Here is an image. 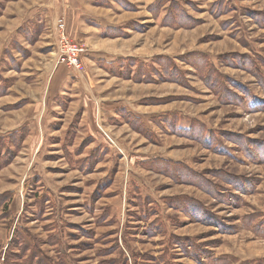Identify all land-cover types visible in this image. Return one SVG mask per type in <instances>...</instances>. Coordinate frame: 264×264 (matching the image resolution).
I'll return each instance as SVG.
<instances>
[{
  "label": "rangeland",
  "instance_id": "374dc122",
  "mask_svg": "<svg viewBox=\"0 0 264 264\" xmlns=\"http://www.w3.org/2000/svg\"><path fill=\"white\" fill-rule=\"evenodd\" d=\"M23 245L264 264V0H0V264Z\"/></svg>",
  "mask_w": 264,
  "mask_h": 264
},
{
  "label": "built area",
  "instance_id": "2783aa9c",
  "mask_svg": "<svg viewBox=\"0 0 264 264\" xmlns=\"http://www.w3.org/2000/svg\"><path fill=\"white\" fill-rule=\"evenodd\" d=\"M63 25H59V38L55 52V64L69 71H78L81 66L80 55L84 50L71 43L64 35Z\"/></svg>",
  "mask_w": 264,
  "mask_h": 264
},
{
  "label": "trees",
  "instance_id": "16d2710c",
  "mask_svg": "<svg viewBox=\"0 0 264 264\" xmlns=\"http://www.w3.org/2000/svg\"><path fill=\"white\" fill-rule=\"evenodd\" d=\"M19 230L20 229H14V239H18V241L19 242H17V245L19 244L20 245V243H22V241H21V238H20V232H19ZM19 246H17V248H18ZM28 249H32L33 251H34V254H33V258H29L30 260L27 262V264H34L33 263V259H35V257H36V254H37V252L34 250V247H32V248H29L28 246H22L19 250H20V252H21V254H17L16 255V258H14V259H18V258H20V257H23V254L26 252V250H28ZM38 254L41 256L38 260H37V262L35 263V264H47V262H49V261H46L45 260V258H43L42 257V255L38 252ZM7 258L5 257V259L3 260V262H4V264H7ZM11 264H16V263H11ZM126 264V263H125Z\"/></svg>",
  "mask_w": 264,
  "mask_h": 264
},
{
  "label": "crops",
  "instance_id": "0c3cea01",
  "mask_svg": "<svg viewBox=\"0 0 264 264\" xmlns=\"http://www.w3.org/2000/svg\"><path fill=\"white\" fill-rule=\"evenodd\" d=\"M64 69V68H63Z\"/></svg>",
  "mask_w": 264,
  "mask_h": 264
}]
</instances>
